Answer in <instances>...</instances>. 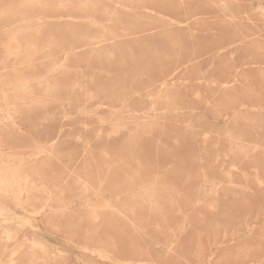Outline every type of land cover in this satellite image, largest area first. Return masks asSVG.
<instances>
[{"label": "rangeland", "instance_id": "rangeland-1", "mask_svg": "<svg viewBox=\"0 0 264 264\" xmlns=\"http://www.w3.org/2000/svg\"><path fill=\"white\" fill-rule=\"evenodd\" d=\"M0 16V264H264V0H0Z\"/></svg>", "mask_w": 264, "mask_h": 264}, {"label": "bare ground", "instance_id": "bare-ground-1", "mask_svg": "<svg viewBox=\"0 0 264 264\" xmlns=\"http://www.w3.org/2000/svg\"><path fill=\"white\" fill-rule=\"evenodd\" d=\"M103 1H104V0H103ZM27 2H28V1H27ZM109 2H110V1H109ZM110 3H111V2H110ZM221 3H222V2H221ZM30 4H31V3H30ZM57 5H58V3H57ZM118 5H119V4H118ZM31 6H33V5H31ZM123 7H124V6H123ZM100 8H101V7H100ZM113 8H114V6H113ZM90 9H91V8H90ZM114 9H116V8H114ZM119 9H120V7H119ZM124 9H125V8H124ZM99 10H100V9H99ZM130 10H131V9H130ZM134 10H135V9L133 8V11H134ZM136 10H137V9H136ZM33 11H34V8H33ZM35 11H38V12H39V10H35ZM92 11H93V10H91V13H92ZM103 11H105V10H103ZM124 11H126V9H125ZM144 11H145V10H144ZM146 11H147V10H146ZM109 12H110V11H109ZM113 12H114V11H113ZM130 12H131V11H130ZM33 13H34V12H33ZM33 13H32V14H33ZM107 13H108V12H107ZM110 13H111V12H110ZM111 14H113V13H111ZM151 14H152V12H151ZM36 15H37V14H36ZM156 15H157V14H156ZM185 15H186V14H185ZM1 16H2V15H1ZM1 16H0V19H2ZM112 16H113V15H110V17H112ZM154 16H155V15H154ZM158 16H159V15H158ZM22 17L24 18V16H22ZM22 17H21V18H22ZM27 17H29V16H27ZM39 17H42V16L39 15ZM161 17H162V16H161ZM32 18H33V17H32ZM78 18H79V17H78ZM88 18H89V17H88ZM102 18H104V15H102ZM106 18H107V17H106ZM113 18H114V17H113ZM113 18H112V19H113ZM159 18H160V17H159ZM163 18H164V17H163ZM5 19H6V18H5ZM18 19H19V18H18ZM24 19H25V18H24ZM27 19H28V18H27ZM66 19H68V18H66ZM166 19H167V18H166ZM43 20H44V17H43ZM84 20H85V19H84ZM86 20H87V19H86ZM90 20H91V19H90ZM99 20H100V19H99ZM115 20H116V19H115ZM135 20H136V19H135ZM44 21H45V20H44ZM44 21H43V22H44ZM53 21H54V20H53ZM55 21H56V20H55ZM78 21H79V20H78ZM81 21H83V20H81ZM97 21H98V20H97ZM103 21H104V20H103ZM108 21H109V20H108ZM108 21H107V22H108ZM110 21H111V20H110ZM167 21H168V20H167ZM19 22H20V24L23 23V22H21V21H19ZM31 22H32V21H31ZM37 22H38V21H37ZM37 22H36V24H37ZM41 22H42V21H40V23H41ZM43 22H42V23H43ZM45 22H46V21H45ZM71 22H72V21H71ZM104 22H105V21H104ZM107 22H106V23H107ZM11 23H12V22H11ZM24 23H25V22H24ZM27 23H28V22H27ZM32 23H34V22H32ZM40 23H39V24H40ZM86 23H88V22L86 21ZM86 23H85V24H86ZM93 23H94V22H93ZM102 23H103V22H102ZM111 23H112V22H111ZM13 24H14V22H13ZM25 24H26V23H25ZM25 24H24V25H25ZM34 24H35V23H34ZM34 24H32V25H34ZM89 24H90V23H89ZM113 24H114V23H113ZM113 24H112V25H113ZM118 24H119V23H118ZM7 25H9V24H7ZM30 25H31V24H30ZM107 25H108V24H107ZM115 25H116V24H115ZM92 26H93V25H92ZM135 26H136V25H135ZM8 27H9V26H8ZM14 27H16V26H14ZM9 28H10V27H9ZM18 28H19V27H18ZM95 28H96V27H95ZM116 28H117V27H116ZM129 28H130V27H129ZM0 29H1V28H0ZM10 29H11V28H10ZM8 30H9V29H8ZM14 30H15V28H14ZM15 31H16V30H15ZM102 31H103V30H102ZM19 32H20V31H19ZM68 32H69V31H68ZM117 32H118V30H117ZM12 33H13V32H12ZM70 33H71V32H70ZM70 33H69V34H70ZM82 33H83V32H82ZM123 33H124V32H123ZM121 34H122V32H121ZM150 34H151V33H150ZM122 35H124V34H122ZM144 36H145V35H144ZM116 37H117V36H116ZM138 37H139V36H138ZM145 37H148V35H146ZM112 39H113V38H112ZM100 40H101V39H100ZM118 40H119V39H118ZM17 42H18V41H17ZM88 42H89V41H88ZM19 43H20V42H19ZM15 44H16V43H15ZM117 44H118V43H117ZM97 45H98V44H97ZM52 46H53V45H52ZM54 46H55V45H54ZM27 47H28V46H27ZM94 47H95V46H94ZM27 49H28V48H27ZM179 49H180V48H179ZM179 49H178V50H179ZM39 50H40V49H39ZM45 50H46V49H45ZM180 50H181V49H180ZM27 51H29V50H26V52H27ZM21 52H22V51H21ZM107 52H110V51L108 50ZM28 53H29V52H28ZM33 53H34V52H33ZM63 53H64V52H63ZM180 53H181V52H180ZM8 54H9V53H8ZM8 54H5V55H8ZM24 54H25V53H24ZM36 54H37V53H36ZM68 54H69V52H68ZM20 55H21V54H20ZM34 55H35V54H34ZM15 56H16V55H15ZM25 56H27V62H28V58H30L31 55H30V56L25 55ZM25 56H24V57H25ZM10 57H11V56H10ZM21 57H22V56H21ZM7 58H8V57H7ZM65 58H67V57H65ZM65 58L63 57V59H65ZM24 59H25V58H24ZM24 59H22V60H24ZM30 59H31V58H30ZM4 60H5V59H4ZM7 60H8V59H7ZM65 60H66V59H65ZM5 61H6V60H5ZM62 61H63V60H62ZM8 62H9V61H8ZM12 62H13V61H12ZM12 62H9V63H12ZM19 62H20V61H19ZM19 62H18V63H19ZM59 62H61V61H59ZM65 62H66V61H65ZM65 62H64V63H65ZM6 63H7V62H6ZM57 63H58V62H57ZM57 63H56V64H57ZM62 63H63V62H62ZM29 64H30V63H29ZM53 64H54V63H53ZM56 64H55V65H56ZM6 65H7V64H6ZM15 65H16V64H15ZM17 65H18V64H17ZM133 65H134V64H133ZM9 66H10V65H9ZM18 66H20V65H18ZM24 66H25V65H24ZM24 66H23V67H24ZM11 67H12V66H11ZM21 67H22V66H21ZM49 67H50V66H49ZM49 67H48V68H49ZM55 67H56V66H55ZM62 67H64V66H62ZM65 67H66V66H65ZM25 68H26V67H25ZM48 68L46 67V69H48ZM56 68H57V67H56ZM60 68H61V67H60ZM66 68H68V67H66ZM137 69H138V68H137ZM140 69H141V68H140ZM8 70H9V69H8ZM11 70H12V69H11ZM59 70H60V69H59ZM59 70H58V71H59ZM63 70H64V69H63ZM63 70H61V72H62ZM68 70H69V69H68ZM75 70H76V69H75ZM80 70H81V69H80ZM86 70H90V69H86ZM48 71H49V70H48ZM48 71H47V72H48ZM51 71H52V70H51ZM56 71H57V69H56ZM58 71H57V72H58ZM66 71H67V70H66ZM78 71H79V70H78ZM81 71H82V70H81ZM90 71H91V70H90ZM94 71H95V70H94ZM142 71H143V70H142ZM1 72H2V71H1ZM19 72H20V71H19ZM19 72H18V73H19ZM69 72H70V71H69ZM73 72H74V71H73ZM79 72H80V71H79ZM9 73H10V72H9ZM51 73H52V72H51ZM54 73H55V72H54ZM64 73H65V71H64ZM3 74H4V73H3ZM15 74H17V73H16L15 70H14V74H13V75H15ZM44 74H45V73H44ZM46 74H48V73H46ZM74 74H75V73H74ZM42 75H43V74H42ZM10 76H11V75H10ZM43 76H44V75H43ZM43 76H41V77L43 78ZM48 76H49V75H48ZM77 76H78V74H77ZM11 77L13 78V76H11ZM19 77L21 78V76H19ZM19 77H18V79H19ZM28 77H29V76H28ZM31 77H32V76H31ZM31 77H30V80H33V81H34V79H32L33 77H32V78H31ZM36 77H37V76H36ZM38 77H39V76H38ZM38 77H37V78H38ZM41 77H40V79H41ZM87 78H88V77H87ZM123 78H124V77H123ZM15 79H17V78H15ZM22 79H23V78H22ZM38 79H39V78H38ZM38 79H37V80H38ZM82 79H84V78L82 77ZM19 80H20V79H19ZM25 80H26V79H25ZM14 81H15V80H14ZM16 81H18V80H16ZM16 81H15V82H16ZM20 82H21V80H20ZM24 82H26V81H24ZM34 82H35V81H34ZM37 82H38V81H37ZM8 83H9V81H8ZM13 83H14V82H13ZM22 83H23V80H22ZM26 83H28V82H26ZM29 83H31V82L29 81ZM32 83H33V82H32ZM185 83H186V81H185ZM2 84H3V83H2ZM24 84H25V83H24ZM6 85H7V84H6ZM9 85L11 86V85H13V84H9ZM15 85H16V84H15ZM21 85H23V84H21ZM27 85H28V84H27ZM30 85H31V84H30ZM36 85H38V84L36 83ZM28 86H29V85H28ZM7 87H9V86H7ZM7 87H6V89H7ZM14 87H15V86H14ZM24 87H25V86H24ZM85 87H87V86H85ZM88 87H89V86H88ZM88 87H87V88H88ZM166 87H167V86H166ZM17 88H18V87H17ZM26 88H27V87H26ZM65 88H66V87H65ZM69 88H70V86H69ZM128 88H129V87H128ZM161 88H162V87H161ZM0 89H1V88H0ZM6 89H5V90H6ZM15 89H16V88H15ZM23 89H24V88H23ZM27 89H29V88H27ZM83 89H84V87H83ZM164 89H165V88H164ZM3 90H4V88H3ZM19 90H20V89H19ZM43 90H44V89H43ZM79 90H80V89H79ZM158 90H159V89H158ZM23 91H25V93H27L26 90H23ZM21 92H22V91H21ZM45 92H46V91H45ZM110 92H111V91H110ZM163 92H164V91H163ZM41 93H43V92H41ZM50 93H52V92H50ZM217 93H219V92H217ZM18 94H19V93H18ZM46 94H47V93H46ZM48 94H49V93H48ZM160 94H162V93L160 92ZM1 95H2V94H1ZM50 95H51V94H50ZM42 96H46V95H42ZM47 96H48V95H47ZM51 96H52V95H51ZM23 97H24V96H23ZM112 97H113V96H112ZM25 98H26V97H25ZM25 98H24V99H25ZM41 98H42V97H41ZM13 99H14V98H13ZM15 99H16V97H15ZM31 99H32V98H31ZM34 99H35V98H34ZM109 99H110V98H109ZM153 99H154V98H153ZM230 99H232V98H230ZM25 100H26V99H25ZM35 100H36V99H35ZM39 100H40V99H39ZM164 100H165V99H164ZM3 101H4V100H3ZM19 101H21V100H19ZM43 101H44V100H43ZM54 101H56V100H54ZM40 102H41V100H40ZM45 102H46V100H45ZM57 102H58V101H57ZM17 103H18V101H17ZM6 104H7V103H6ZM27 104H29V103H27ZM32 104H33V103H32ZM55 104H56V103H55ZM154 105H155V103H154ZM4 106H5V105H4ZM4 106H2V108H3ZM151 106H153V105L151 104ZM6 108H7V107H6ZM98 108H100V107H98ZM152 108H153V107H152ZM4 109H5V108H4ZM253 109H254V108H253ZM253 109H252V110H253ZM255 109H256V108H255ZM150 110H151V109H150ZM5 111H6V110H5ZM7 111H8V110H7ZM79 111H81V110H79ZM87 111H88V109H87ZM90 111H91V110H90ZM90 111H88V112H90ZM108 111L110 112V111H112V110H108ZM170 111H171V110H170ZM184 111H185V110H184ZM186 111H187V110H186ZM2 112H3V111H2ZM8 112H9V111H8ZM8 112H7V113H8ZM10 112H11V111H10ZM81 112H82V114H85L83 111H81ZM148 112H149V111H148ZM162 112H163V111H162ZM166 112H168V111H166ZM175 112H176V111H174V113H175ZM187 112H188V111H187ZM189 112H190V111H189ZM76 113H77V111H76ZM121 113H122V112H121ZM145 113H147V112H145ZM150 113H152V112H150ZM158 113H159V112H158ZM163 113H164V112H163ZM163 113H162V115H164ZM179 113H180V111H179ZM191 113H192V112H191ZM0 114H1V113H0ZM8 114H9V113H8ZM63 114H64V113H63ZM80 114H81V113H80ZM89 114H90V113H89ZM93 114H94V113H93ZM113 114H114V113H113ZM128 114H130V113H128ZM128 114L126 113V115H128ZM166 114H167V113H166ZM185 114H186V113H185ZM187 114H188V113H187ZM214 114H215V113H214ZM240 114H241V113H240ZM64 115H65V114H64ZM78 115H79V114H78ZM91 115H92V114H91ZM107 115H108V114H107ZM107 115H106V116H107ZM135 115H136V113H135ZM135 115H134V116H135ZM154 115H155V114H154ZM158 115H159V114H158ZM158 115H157V116H158ZM162 115H161V116H162ZM217 115H218V114H217ZM70 116H71V115H70ZM80 116H81V115H80ZM88 116H90V115H87V117H88ZM93 116H95V115H93ZM106 116H105V117H106ZM112 116H113V115H112ZM120 116H122V115H120ZM120 116H119V117H120ZM132 116H133V115H132ZM132 116H131V117H132ZM142 116H143V115H142ZM145 116H147V115L145 114ZM149 116H150V115H149ZM149 116H148V118H149ZM220 116H221V115H220ZM220 116H219V118H220ZM8 117H9V116H8ZM8 117H7V118H8ZM66 117H68V116H66ZM73 117H74V116H73ZM114 117H115V116H114ZM123 117H124V116H123ZM123 117L121 118L122 120H123ZM135 117H136V116H135ZM151 117H152V116H151ZM64 118H65V117H64ZM64 118H63V120H65ZM68 118H69V117H68ZM99 118H100V117H99ZM103 118H104V117H103ZM109 118H110V117H109ZM109 118H108V120H110ZM129 118H130V117H129ZM145 118H146V117H145ZM154 118H155V117H154ZM157 118H158V117H157ZM221 118H222V117H221ZM66 119H67V118H66ZM96 119H97V118H96ZM100 119H101V118H100ZM100 119H99V120H100ZM118 119H119V118H118ZM9 120H10V119H9ZM99 120H98V121H99ZM106 120H107V119H106ZM124 120L126 121V119H124ZM147 120H148V119H147ZM173 120H174V119H173ZM4 121H6V120H4ZM60 121H61V120H60ZM110 121H111V120H110ZM134 121H135V120H134ZM134 121H133V122H134ZM138 121H139V120H138ZM142 121H144V119H143ZM150 121H151V120H150ZM224 121H225V120H224ZM103 122H104V121H103ZM105 122H106V121H105ZM107 122H108V121H107ZM115 122H116V121H114V123H115ZM117 122H118V121H117ZM136 122H137V121H136ZM153 122H155V120H154ZM153 122H152V124H154ZM182 122H183V121H182ZM230 122H232V120H231ZM7 123H8V122H7ZM9 123H10V122H9ZM98 123H100V122H98ZM118 123H119V122H118ZM120 123H121V122H120ZM218 123H219V122H218ZM101 124H102V123H101ZM115 124H116V123H115ZM133 124H134V123H133ZM136 124H137V123H136ZM167 124H168V123H167ZM167 124H166V125H167ZM225 124H226V123H225ZM225 124H224L223 126H226V125H227V124H226V125H225ZM235 124H236V123H235ZM237 124H239V123H237ZM104 125H105V124H104ZM117 125H118V124H117ZM168 125H169V124H168ZM7 126H8V125H7ZM9 126H10V125H9ZM121 126H122V125H121ZM219 126H221V125H219ZM10 127H11V126H10ZM227 127H228V126H227ZM227 127H226V130H227ZM236 127H238V126H236ZM240 127H243V126H240ZM3 128H4V127H3ZM115 128L117 129L118 127H115ZM119 128L121 129L122 127H119ZM119 128H118V130H119ZM221 128H222V127H221ZM0 129H1V128H0ZM108 129H109V128H108ZM112 129H113V128H112ZM139 129H140V128H139ZM139 129H138V130H139ZM237 129H239V127H238ZM243 129H244V128H243ZM6 130H7V129H6ZM10 130H11V129H10ZM109 130L111 131V129H109ZM145 130H146V128H145ZM148 130H149V129H148ZM226 130H225V133L228 131V130H227V131H226ZM234 130H235V129H234ZM13 131H14V130H13ZM139 131H140V130H139ZM151 131H152V130H151ZM82 132H83V131H82ZM97 132H98V131H97ZM112 132H113V130H112ZM114 132H116V131L114 130ZM118 132H119V131H118ZM118 132H116V133H118ZM136 132H137V131H136ZM145 132H146V131H145ZM219 132H220V131H219ZM219 132H218V133H219ZM228 132H229V131H228ZM15 133H16V132H15ZM220 133H221V132H220ZM229 133H231V130H230ZM144 134H145V133H144ZM57 135H58V134H57ZM106 135H107V134H106ZM205 135H206V134H205ZM205 135H204V136H205ZM219 135H220V134H219ZM223 135H224V137H226V136H225L226 134H221V136H223ZM227 135H228V133H227ZM83 136H85V135H83ZM126 136H127V135H126ZM149 136L151 137V135H149ZM230 136H231V135H230ZM108 137H109V136H108ZM129 137H130V136H129ZM141 137H142V135H141ZM202 137H203V136H202ZM206 137H207V136H206ZM151 138H152V137H151ZM134 139H136V138H134ZM134 139H132V140L134 141ZM153 139H154V138H153ZM201 139H202V138H201ZM208 139H209V138H208ZM213 139H215V138H213ZM123 140H124V139H123ZM126 140H127V139H126ZM130 140H131V139H130ZM138 140H139V139H138ZM154 140H155V139H154ZM203 140H204V139H203ZM216 140H217V138H216ZM199 141H201V140H199ZM77 142H78V141H77ZM218 142L220 143V140H219ZM53 143H54V142H53ZM53 143H52V146H53ZM60 143H61V142H60ZM74 143H75V142H74ZM74 143H73V144H74ZM104 143H105V142H104ZM106 143H107V142H106ZM121 143H122V142H121ZM123 143H124V142H123ZM131 143H132V142H131ZM200 143H202V142H200ZM225 143H226V142H225ZM4 144H5V143H4ZM61 144H62V143H61ZM83 144H85V143L83 142ZM86 144H87V143H86ZM86 144H85L84 146H83V145H81V146H82V147H85ZM128 144H129V143H128ZM132 144H133V143H132ZM175 144H176V143H175ZM0 145H1V144H0ZM29 145H30V144H29ZM42 145H43V144H42ZM121 145H122V144H121ZM135 145H136V144H135ZM138 145H139V144H138ZM173 145H174V144H173ZM125 146H126V145H125ZM125 146H124V144H123V147H122V148H124ZM47 147H48V146H47ZM49 147H50V146H49ZM49 147H48V148H49ZM82 147H81V148H82ZM136 147H137V146H136ZM136 147H135V148H136ZM160 147H161V146H160ZM172 147H173V146H172ZM175 147H176V146H175ZM206 147H208V146H206ZM209 147H210V146H209ZM213 147H214V149H215V146H213ZM50 148H51V147H50ZM50 148H49V149H50ZM194 148H195V147H194ZM194 148H193V149H194ZM203 148H204V147H203ZM210 148H212V147H210ZM221 148H222V147H221ZM224 148H225V147H224ZM19 149H20V148H19ZM22 149H23V148H22ZM37 149H38V148H37ZM103 149L105 150V148H103ZM126 149H127V147H126ZM136 149H137V148H136ZM166 149H167V148H166ZM204 149H205V148H204ZM222 149H223V148H222ZM3 150H4V149H3ZM130 150H132V149L130 148ZM130 150H129V151H130ZM170 150H172V149H170ZM227 150H228V149H227ZM15 151H16V150H15ZM18 151H19V150H18ZM125 151H126L125 153H128V154H130V155L132 156V152L129 153V152H127V150H125ZM135 151H136V150H135ZM135 151L133 150V152H135ZM174 151H175V150H174ZM204 151H205V150H204ZM48 152H49V151H48ZM51 152H52V151H51ZM70 152H71V151H70ZM117 152H120V151H117ZM216 152H217V151H216ZM227 152H228V151H227ZM3 153H4V152H3ZM5 153H6V152H5ZM5 153H4V154H5ZM9 153H10V152H9ZM28 153H30V152H28ZM28 153H27V154H28ZM40 153H41V152H40ZM52 153H53V152H52ZM97 153H98V152H97ZM193 153H194V152H193ZM214 153H215V152H214ZM229 153H230V152H229ZM229 153H228V154H229ZM0 154H1V153H0ZM4 154H3V155H4ZM24 154H26V153L24 152ZM63 154L66 155V154H68V153H63ZM98 154H102V151H101V153L99 152ZM118 154H119V153H118ZM120 154H122V153H120ZM168 154H169V153H168ZM194 154H195V153H194ZM202 154H203V153H202ZM205 154H206V153H205ZM211 154H212V153H211ZM3 155H2V157H3ZM6 155H8V154L6 153ZM11 155H12V154H11ZM21 155H22V154H21ZM31 155H32V154H31ZM43 155H44V154H43ZM49 155H50V154H49ZM70 155H72V154H70ZM84 155H85V153H84ZM96 155H97V154H96ZM126 155H127V154H125V155L123 154L122 157H123V156L125 157ZM130 155H129V157H130ZM12 156H13V155H12ZM18 156H20V155H18ZM44 156H46V155H44ZM51 156H52V155H51ZM54 156H55V155H54ZM68 156H69V155H68ZM98 156H100V155H98ZM102 156H103V158L105 157L104 155H102ZM116 156H117V155H116ZM31 157H32V156H31ZM69 157H70V156H69ZM106 157H107V156H106ZM129 157H127V158H129ZM173 157H174V156H173ZM3 158H4V157H3ZM3 158H1V159H3ZM13 158H14V157H13ZM25 158H26V157H25ZM35 158H36V157H35ZM46 158L48 159L49 157H46ZM50 158H51V157H50ZM57 158H58V157H57ZM64 158H65V157H64ZM66 158H68V157H66ZM96 158H97V157H96ZM99 158H100V157H99ZM99 158L97 159L98 161L100 160ZM112 158H113V157H112ZM120 158H121V157H120ZM175 158H176V157H175ZM223 158H224V157H223ZM225 158H226V157H225ZM37 159H38V158H37ZM37 159H36V160H37ZM43 159H44V158H43ZM51 159H52V158H51ZM53 159H54V157H53ZM58 159H60V156H59ZM115 159H116V158L114 157V160H115ZM131 159H134V158L131 157ZM3 160L5 161V159H3ZM24 160H25V159H24ZM36 160H35V161H36ZM54 160H55V159H54ZM69 160H70V158H69ZM69 160H68V162H69ZM106 160H107V159H106ZM124 160H126V159H124ZM220 160H221V159H220ZM0 161H2V160H0ZM30 161H31V160H30ZM41 161H42V160H41ZM60 161H61V159H60ZM92 161H93V160H92ZM112 161H113V160H112ZM115 161H117V159H116ZM129 161H130V158H129ZM136 161H137V160H136ZM136 161H135V162H136ZM171 161H172V160H171ZM192 161H193V159H192ZM194 161H195V159H194ZM31 162H32V161H31ZM55 162H56V160H55ZM96 162H97V161H96ZM118 162H119V161H118ZM122 162H124V161L122 160ZM172 162H173V161H172ZM172 162H171V163H172ZM28 163H29V162H28ZM28 163H27V164H28ZM34 163H35V162H34ZM39 163H40V162H39ZM57 163H58V162H57ZM103 163H105V162H103ZM119 163H120V162H119ZM127 163H128V162H127ZM127 163H124V164L127 165ZM129 163H131V162H129ZM136 163H137V162H136ZM163 163H164V162H163ZM169 163H170V162H169ZM189 163H190V162H189ZM189 163H188V164H189ZM93 164H94V162H93ZM98 164H100V163H98ZM113 164H114V163H113ZM120 164H121V163H120ZM145 164H146V163H145ZM182 164H183V163H182ZM198 164H199V162H198ZM222 164H223V163H222ZM222 164H221V165H222ZM230 164H231V163H230ZM35 165H36V164H35ZM35 165H34V166H35ZM37 165H38V164H37ZM41 165L44 166L43 164H41ZM41 165H40V166H41ZM59 165H60V164H59ZM102 165H103V164H102ZM104 165H105V164H104ZM104 165H103V166H104ZM133 165H134V164H133ZM137 165L139 166V164H137ZM169 165H170V164H169ZM10 166H11V165H10ZM13 166H14V165H12V167H13ZM30 166H31V165H30ZM30 166H29V167H30ZM40 166H39V167H40ZM63 166H65V165H63ZM95 166H97V165H95ZM124 166H125V165H124ZM127 166H128V165H127ZM131 166H132V165H131ZM138 166H137V167H138ZM150 166H151V165H150ZM7 167H8V166H7ZM45 167H46V166H45ZM61 167H62V166H61ZM100 167H101V164H100ZM106 167H108V166L106 165ZM106 167H104V168H106ZM114 167H115V166H114ZM117 167H118V165H117ZM134 167H135V169H136V166H134ZM182 167H183V166H182ZM185 167H186V166H185ZM8 168H9V167H8ZM8 168H6V169H8ZM32 168H33V167H32ZM34 168H35V167H34ZM41 168H42V167H41ZM49 168H51V167H49ZM83 168H84V167H83ZM119 168H120V167H119ZM121 168H124V167L122 166ZM128 168H131V167H128ZM166 168H167V167H166ZM229 168H230V167H229ZM36 169L38 170V167H36ZM39 169H40V168H39ZM54 169H56V168H54ZM62 169H63V167H62ZM76 169H77V168H76ZM79 169H80V168H79ZM106 169H108V168H106ZM109 169H110V168H109ZM116 169H117V168H116ZM116 169H115V170H116ZM164 169H165V168H164ZM164 169H163V171H164ZM189 169H190V168H189ZM230 169H231V168H230ZM3 170H4V169L2 168L1 171L4 172ZM33 170H34V174H36V171H37V170H35V169H33ZM65 170H66V169H65ZM73 170H74V168H73ZM123 170H124V169H123ZM123 170H121V171H123ZM130 170H131V169H130ZM137 170H138V169H137ZM145 170H146V168H145ZM157 170H158V169H157ZM193 170H194V169H193ZM228 170H229V169H228ZM231 170H232V169H231ZM1 171H0V172H1ZM29 171H31V167H30V170H29ZM39 171H40V170H39ZM42 171H43V170H41V172H40L41 174H42ZM63 171H64V170H63ZM71 171H72V170H71ZM71 171H70V172H71ZM74 171H75V170H74ZM77 171H78V170H77ZM77 171H76V172H77ZM81 171H82V170H81ZM97 171H98V170H97ZM125 171H126V170H125ZM132 171H133V170H132ZM191 171H192V170H191ZM229 171H230V170H229ZM24 172H25V171H24ZM56 172H57V171H56ZM59 172H60V171H59ZM61 172H62V170H61ZM70 172H69V173H70ZM84 172H85V171H84ZM105 172H107V171H105ZM116 172H118V170L115 171V174H116ZM126 172H127V171H126ZM129 172H130V171H129ZM129 172H128V173H129ZM155 172H156V171H155ZM217 172H218V171H217ZM6 173H7V171H6ZM48 173H49V172H48ZM54 173H55V172H54ZM119 173H120V172H119ZM119 173H118V174H119ZM123 173L125 174V172H123ZM156 173H157V172H156ZM158 173H159V172H158ZM227 173H228V172H227ZM4 174H5V173H4ZM28 174H29V172H28ZM31 174H32V171H31ZM55 174L58 175L57 173H55ZM73 174H74V172H73ZM76 174H77V173H76ZM86 174H87V173H86ZM86 174H85V176L88 178V180L91 179V178L88 177L89 173H88V175H86ZM101 174H102V173H101ZM104 174H106V173H104ZM104 174H103V175H104ZM107 174H109V172H108ZM107 174H106V175H107ZM113 174H114V173H113ZM129 174H130V173H129ZM159 174H161V173H159ZM214 174H216V173H214ZM7 175H9V173H7ZM19 175H20V174H19ZM22 175H23V174H22ZM43 175H44V174H43ZM81 175H82V174H81ZM103 175H99V176H102V177H103ZM24 176H25V175H24ZM24 176H23V178H25ZM33 176H36V175H33ZM70 176H72V175H70ZM74 176H75V175H74ZM83 176H84V174H83ZM111 176H112V175H111ZM122 176H123V175H122ZM125 176H126V175H125ZM127 176H128V175H127ZM155 176H156V175H155ZM18 177H19V176H18ZM56 177H57V176H56ZM58 177H59V176H58ZM91 177H92V175H91ZM97 177H98V176H97ZM120 177H121V176H120ZM152 177H153V176H152ZM1 178H2V177H1ZM19 178H21V177H19ZM54 178H55V177H54ZM111 178H113V177H111ZM111 178H108L107 180H108V181H109V179L112 180ZM116 178H117V177H116ZM116 178H115V179H116ZM118 178H119V177H118ZM118 178H117V179H118ZM124 178H125V177L123 176V179H124ZM133 178H134V177H130V180L133 179ZM159 178H160V176H159ZM13 179H14V178H13ZM13 179H12V180H13ZM30 179H31V178H30ZM76 179H79V178L77 177ZM83 179H84V178H83ZM94 179H96V178L94 177ZM117 179H116V180H117ZM143 179H144V178H143ZM143 179L141 178V180H143ZM2 180H3V179H2ZM9 180H10V179H9ZM35 180H36V179H35ZM102 180L104 181L103 178L101 179V182H102ZM107 180H106V182H108ZM121 180H122V178H121ZM133 180H134V179H133ZM133 180H132V181H133ZM157 180H158V179H157ZM205 180H206V179H205ZM211 180H213V179H211ZM211 180H210V181H211ZM30 181H31V180H30ZM30 181H27L26 183H30V184H31L32 182H30ZM79 181H80V180H79ZM117 181H118V180H117ZM119 181H120V178H119ZM132 181H129V183L132 182ZM136 181L138 182L137 178H136ZM136 181H135V182H136ZM139 181H140V180H139ZM153 181H154V180H153ZM226 181H227V179H226ZM228 181H229V180H228ZM0 182L5 183L4 181H0ZM11 182H12V181H11ZM18 182H20V180H19ZM18 182H16V184H15L16 187H17V183H18ZM23 182H24V181H23ZM23 182H22V183H23ZM38 182H39V181H38ZM92 182H93V181H92ZM95 182H96V180H95ZM114 182H115V181H114ZM114 182H113V183H114ZM120 182H121V181H120ZM127 182H128V181H127ZM133 182H134V181H133ZM143 182H144V180H143ZM201 182H202V181H201ZM208 182H209V181H208ZM211 182H213V181H211ZM211 182H210V184H211ZM14 183H15V182H14ZM24 183H25V182H24ZM26 183H25V184H26ZM110 183H111L110 185H112V181H111ZM129 183H128V184H129ZM139 183H140V182H139ZM141 183H142V182H141ZM228 183H230V182H228ZM19 184H20V183H19ZM78 184H79V183H78ZM82 184H83V182H82ZM85 184H86V183H85ZM97 184H99V183H97ZM97 184H96V189H97L98 186H100V185L97 186ZM101 184H102V183H101ZM108 184H109V183H108ZM115 184H116V183H115ZM118 184H119V183H118ZM118 184H116V185H118ZM128 184H127V187L131 186L130 184H132V183H130L129 185H128ZM133 184H134V183H133ZM133 184H132V185H133ZM146 184H147V183H146ZM156 184L158 185L159 183L157 182ZM164 184H165V183H164ZM204 184H205V183H204ZM204 184H203V185H204ZM32 185H33V183H32ZM37 185H38V184H37ZM79 185H80V184H79ZM88 185H90V184H88ZM102 185H103V184H102ZM105 185H106V184H105ZM120 185H122V184H120ZM137 185H138V184H137ZM154 185H155V182H154ZM192 185H193V184H192ZM224 185H225V184H224ZM226 185H227V184H226ZM230 185H231V184H229V186H230ZM8 186H9V185H7V187H8ZM22 186H23V185H22ZM22 186H21V187H22ZM40 186H41V185H40ZM92 186H93V185H92ZM94 186H95V184H94ZM103 186H104V185H103ZM106 186H107V185H106ZM122 186H123V188H124V185H122ZM122 186H121V188H122ZM125 186H126V185H125ZM133 186H134V185H133ZM167 186H168V185H167ZM213 186H215V185H213ZM227 186H228V185H227ZM234 186H236V185H233V188H234ZM9 187H10V186H9ZM12 187H13V186H12ZM19 187H20V186H19ZM28 187H32V186H27V188H28ZM90 187H91V186H90ZM101 187H102V186H101ZM111 187H112V186H111ZM113 187H114V185H113ZM135 187H136V185H135ZM157 187H158V186H157ZM159 187H161V186H159ZM159 187H158V188H159ZM164 187H165V186H164ZM164 187H161V188L164 189ZM216 187H217V186H216ZM239 187H242V186H239ZM25 188H26V187H25ZM27 188L24 189V190H27ZM83 188H84V187H83ZM108 188H109V187H107V189H108ZM117 188H118V186H117ZM125 188H126V187H125ZM131 188H132V187H131ZM143 188H144V187H143ZM147 188H148V187H147ZM165 188H166V187H165ZM167 188H168V187H167ZM172 188H173V187H172ZM174 188H175V187H174ZM231 188H232V187H231ZM7 189H8V188H7ZM32 189L34 190V188H32ZM41 189H42V188H41ZM48 189H49V188H48ZM90 189H91V188H90ZM96 189H95V190H96ZM98 189H99V188H98ZM110 189H112V188H110ZM126 189H127V188H126ZM145 189H146V188H145ZM169 189H170V188H169ZM192 189H193V188H192ZM215 189H216V188H215ZM0 190H1V188H0ZM3 190H5V188H4ZM29 190H30V189H29ZM37 190H38V189H37ZM53 190H55V189H53ZM92 190H94V189H92ZM95 190H94V191H95ZM105 190H106V189H105ZM108 190H109V189H108ZM113 190H115V189L113 188ZM116 190H118V189H116ZM128 190H129V192H130V189H128ZM134 190H135V189H134ZM146 190H147V189H146ZM152 190H153V189H152ZM165 190H166V189H165ZM165 190H164V191H165ZM178 190H180V189H178ZM241 190H242V189H241ZM7 191H8V190H7ZM7 191L5 190V192H7ZM14 191H15V190H14ZM48 191H49V190H48ZM94 191H93V192H94ZM98 191L100 192V190H98ZM106 191H107V190H106ZM122 191H124V190L122 189ZM131 191H133V190H131ZM149 191H150V190H149ZM2 192H3V191H2ZM5 192H4V193H5ZM11 192H12V191H11ZM15 192H17V190H16ZM19 192H20V191H19ZM21 192H22V191H21ZM32 192H34V191H32ZM32 192H31V193H32ZM52 192H55V191H52ZM52 192H51V193H52ZM84 192H86V191H84ZM93 192H92V193H93ZM111 192H112V190H111ZM115 192H116V191H115ZM151 192H152V191H151ZM151 192H150V193H151ZM156 192H157V191H156ZM168 192H169V191H168ZM176 192H177V191H176ZM0 193H1V192H0ZM23 193H25V192L23 191ZM38 193H39V192H38ZM41 193H42V192H41ZM47 193H48V192H47ZM55 193H56V192H55ZM101 193H102V192H101ZM119 193H120V192H119ZM125 193H126V192L124 191V194H125ZM161 193H163V192H161ZM171 193H172V192H171ZM177 193H178V192H177ZM1 194H2V193H1ZM7 194H8V193H7ZM7 194H5V195H7ZM14 194H16V193H14ZM19 194H20V193H19ZM32 194H33V193H32ZM58 194H60V192H59ZM120 194H121V193H120ZM131 194H132V193H131ZM142 194H144V193L142 192ZM142 194H140V195L142 196ZM154 194H155V193H154ZM158 194H159V192H158ZM172 194H173V193H172ZM209 194H210V193H209ZM8 195H9V194H8ZM47 195H48V194H47ZM49 195H50V194H49ZM49 195H48V196H49ZM53 195H54V194H53ZM102 195H103V194H102ZM111 195H113V192H112ZM114 195H117V194L114 193ZM114 195H113V197H115ZM126 195H127V194H126ZM129 195H130V194H129ZM152 195H153V194H152ZM152 195H151V197H152ZM166 195H168V194H166ZM16 196H18V194H16L15 197H16ZM25 196H27V194H26ZM45 196H46V194H45ZM117 196H120V195H117ZM135 196H136V195H135ZM137 196H138V195H137ZM141 196H140V197H141ZM177 196H179V195H177ZM181 196H182V195H181ZM13 197H14V196H13ZM50 197H51V196H50ZM53 197H54V196H53ZM59 197H60V196H59ZM97 197H98V196H97ZM99 197H101V196H99ZM111 197H112V196H111ZM120 197H121V196H120ZM132 197H133V196H132ZM167 197H168V196H167ZM167 197H166V198H167ZM23 198L25 199V197H23ZM42 198H43V197H42ZM48 198H49V197H48ZM56 198H57V196H56ZM60 198H61V197H60ZM107 198H108V197H107ZM125 198H126V196H125ZM127 198H128V197H127ZM138 198H139V197H138ZM138 198H137V199H138ZM154 198H156V197H154ZM154 198H153V199H154ZM157 198H158V197H157ZM184 198H185V197H184ZM52 199H53V198H52ZM52 199H51V200H52ZM74 199L76 200V198H74ZM109 199H110V198H109ZM113 199L116 200L115 198H113ZM123 199H124V197H123ZM133 199L135 200L136 198H133ZM140 199H141V198H140ZM161 199L163 200V198H161ZM177 199H178V198H177ZM180 199L182 200V198H180ZM54 200H55V199H54ZM54 200H53V201H54ZM58 200H59V199H58ZM58 200H56V201H58ZM60 200H61V199H60ZM77 200H78V199H77ZM94 200H95V196H94ZM96 200H97V199H96ZM96 200H95V202H96ZM99 200H101V199H99ZM99 200H98V201H99ZM107 200H108V199H107ZM107 200H106V201H107ZM114 200H113V201H114ZM118 200H121V199H118ZM157 200H158V199H157ZM159 200H160V199H159ZM171 200H172V199H171ZM16 201H17V200H16ZM49 201H50V199H49ZM63 201H65V200H63ZM102 201H104V200L102 199ZM106 201H105V202H106ZM110 201H111V200H110ZM127 201H128V199H127ZM143 201H144V200H142V202H143ZM145 201H146V200H145ZM151 201H152V200H151ZM179 201H180V200H179ZM183 201H184V199H183ZM185 201H186V199H185ZM47 202H48V201H47ZM77 202H79V201H77ZM84 202L87 203V200L84 201ZM84 202H83V204H84ZM115 202H116V201H115ZM117 202H118V201H117ZM130 202H131V201H130ZM142 202H141V203H142ZM167 202H169V201H167ZM187 202H188V201H187ZM211 202H212V201H211ZM9 203H10V202H9ZM59 203H60V202H59ZM65 203H67V202L65 201ZM70 203H71V202H70ZM72 203L74 204V202H72ZM80 203H81V202H80ZM92 203H93V201H92ZM101 203H102V202H101ZM101 203H100V204H101ZM124 203H125V202H124ZM124 203H123V204H124ZM161 203H164V202H161ZM171 203H172V202H171ZM180 203H181V202H180ZM189 203H190V202H189ZM191 203H192V202H191ZM57 204H58V203H57ZM68 204H69V203H67V205H68ZM89 204H91V203H89ZM89 204L87 203V205H89ZM102 204H103V203H102ZM107 204H108V203H107ZM123 204H122V205H123ZM126 204H127V203H126ZM148 204H149V203H148ZM150 204H151V203H150ZM165 204H166V202H165ZM181 204H183V203H181ZM201 204L203 205V203H201ZM64 205H65V204H62L63 207H64ZM67 205H66V206H67ZM71 205H72V204H71ZM80 205H81V204H80ZM96 205H97V204H96ZM103 205H104V204H103ZM137 205L139 206L140 204H137ZM142 205H143V204H142ZM144 205H145V204H144ZM185 205H186V204H185ZM198 205H199V203H198ZM58 206H59V204H58ZM72 206H73V205H72ZM78 206H79V205H78ZM81 206H82V205H81ZM90 206H95V205H90ZM90 206H89L90 209L93 208V207H90ZM109 206H110V205H109ZM120 206H121V205H120ZM125 206H126V205H125ZM146 206H147V204H146ZM149 206H150V205H149ZM161 206H163V205H161ZM166 206H168V205H166ZM188 206H189V205H188ZM16 207H19V206H16ZM43 207H44V205H43ZM48 207H49V206H48ZM63 207H62V208H63ZM76 207H77V205H76ZM83 207H84V206H83ZM100 207H101V206H100ZM104 207H107V205L104 206ZM104 207L102 206V208H104ZM147 207H148V206H147ZM151 207H152V206H151ZM151 207H150V208H151ZM153 207H154V206H153ZM19 208H20V207H19ZM45 208H46V207H45ZM55 208H56V207H55ZM64 208H65V207H64ZM72 208H73V210L76 209V208H74V207H72ZM87 208H88V207H87ZM102 208H101V209H102ZM122 208H125V207H122ZM128 208H129V207H128ZM154 208H155V207H154ZM165 208H166V207H165ZM6 209H7V208H6ZM9 209H10V208H9ZM12 209H13V208H12ZM67 209H69L68 206H67ZM94 209H95V208H94ZM97 209H98V208H97ZM97 209H96V210H97ZM99 209H100V208H99ZM105 209H106V208H105ZM108 209H110V208H108ZM108 209H107V210H108ZM125 209H126V208H125ZM125 209H124L123 211H125ZM159 209H160V208H159ZM182 209H184V207H183ZM41 210H42V209H41ZM56 210H59V208H58V209L56 208ZM69 210L71 211V208H70ZM69 210H68V211H69ZM78 210H79V209H78ZM84 210H85V209H84ZM91 210H93V209H91ZM111 210H112V208H111ZM119 210H120V209H119ZM152 210H153V209H152ZM160 210H161V209H160ZM7 211H8V210H7ZM23 211H24V210H23ZM52 211H53V210H52ZM52 211H51V213H53L55 210H54L53 212H52ZM59 211H61V210H59ZM74 211H75V210H74ZM88 211H89V210H88ZM100 211H102V210H100ZM103 211H104V210H103ZM114 211H115V210H114ZM150 211H151V210H150ZM157 211H158V210H157ZM157 211H156V212H157ZM170 211H171V209H170ZM29 212L31 213L32 211H29ZM39 212H40V211H39ZM61 212H62V211H61ZM63 212H64V211H63ZM75 212H76V211H75ZM80 212H81V211H80ZM93 212H95V211H93ZM96 212H97V211H96ZM96 212H95V213H96ZM106 212H107V211H106ZM109 212H112V211H109ZM153 212H154V210H153ZM159 212H160V211H159ZM159 212H157V213H159ZM165 212H166V211H165ZM171 212H172V211H171ZM1 213H2V212H1ZM5 213H7V212H5ZM26 213H27V212H26ZM35 213H36V212H35ZM55 213H56V212H55ZM59 213H60V212H59ZM67 213H69V212H67ZM124 213H125V212H124ZM126 213H128V212H126ZM160 213H161V212H160ZM160 213H159V215H160ZM163 213H164V212H163ZM172 213H174V212H172ZM175 213H177V212H175ZM33 214H34V213H32V215H33ZM53 214H54V213H53ZM83 214H84V212H83ZM87 214H88V212H87ZM91 214H92V212H91ZM91 214H90V216H91L92 218H94V217H93V216H94V215H93L94 213H93L92 215H91ZM96 214H97V213H96ZM100 214H101V212H100ZM100 214H99V215H100ZM102 214H103V212H102ZM110 214H112V213H110ZM177 214H178V213H177ZM14 215H16V214H14ZM37 215H38V214H37ZM37 215H36V216H37ZM77 215H79V214H77ZM88 215H89V214H88ZM119 215H120V214H119ZM162 215H163V214H162ZM162 215H161V216H162ZM170 215H172V214H170ZM173 215H174V214H173ZM181 215H182V214H181ZM184 215H185V214H183V216H184ZM9 216H10V214H9ZM16 216H18V215H16ZM28 216H29V215H28ZM54 216H55V215H54ZM83 216H84V215H83ZM66 217H67V215H66ZM68 217H70V216H68ZM78 217H79V216H78ZM87 217H88V216H87ZM95 217H96V216H95ZM110 217H111V216H110ZM120 217H122V216H120ZM58 218H59V217H58ZM58 218H57V219H58ZM79 218H80V217H79ZM84 218H85V217H84ZM89 218H90V217H89ZM111 218H113V217H111ZM115 218H116V217H115ZM115 218H114V219H115ZM140 218H141V217H140ZM162 218H163V220H164V217H162ZM184 218H185V217H184ZM0 219H1V218H0ZM7 219H8V218H7ZM30 219H31V218H30ZM85 219H86V218H85ZM96 219H97V218H96ZM104 219H105V217H104ZM121 219H123V218H121ZM124 219H125V218H124ZM60 220H62V219H60ZM63 220H64V219H63ZM94 220H95V218H94L92 221H94ZM144 220H145V219H144ZM163 220H162V221H163ZM6 221H8V220H6ZM65 221H67V220H65ZM78 221H79V219H78ZM85 221H86V220H85ZM90 221H91V220H90ZM90 221H89V222H90ZM123 221H124V220H123ZM131 221H132V219H131ZM162 221H161V222H162ZM164 221H165V220H164ZM67 222H68V221H67ZM71 222H73V221H71ZM87 222H88V221H87ZM94 222H95V221H94ZM98 222H99V221H98ZM126 222H128V221H126ZM133 222H134V226H133V227H135V221H133ZM144 222L146 223V221H144ZM18 223H19V222H18ZM52 223H53V222H52ZM60 223H61V222H60ZM69 223H70V222H69ZM73 223H74V222H73ZM91 223H92V222H91ZM99 223H100V222H99ZM99 223H98V224H99ZM118 223H119V222H118ZM121 223H122V221H121ZM123 223H124V222H123ZM33 224H34V223H33ZM67 224H68V223H67ZM67 224H66V225H67ZM93 224H94V223H93ZM93 224H92V225H93ZM100 224H102V222H101ZM105 224H106V223H105ZM128 224H129V223H128ZM131 224H132V223H131ZM141 224H142V223H139V226H140V227H141ZM154 224H155V223H154ZM263 224H264V223H262V224H260V225H263ZM71 225H73V224H71ZM75 225H76V224H75ZM88 225H89V223H88ZM92 225H91V226H92ZM96 225H97V223H96ZM102 225H103V224H102ZM120 225H121V224H120ZM124 225H125V223H124ZM124 225H123V226H124ZM28 226H29V225H28ZM77 226H78V225H77ZM129 226H130V225H129ZM131 226H132V225H131ZM145 226H146V225H145ZM145 226H144V227H145ZM66 227H68V226H66ZM69 227H70V225H69ZM78 227H79V226H78ZM89 227H90V226H89ZM93 227H94V226H93ZM99 227H100V225H99ZM109 227H110V226H109ZM115 227H116V226H115ZM117 227H118V226H117ZM117 227H116V228H117ZM119 227L121 228L122 226H119ZM149 227H150V226H149ZM151 227H152V226H151ZM161 227H162V226H161ZM165 227H167V226H165ZM73 228H75V227H73ZM94 228H96V227H94ZM100 228H101V227H100ZM120 228H119V230H120ZM124 228H126V226H125ZM142 228H143V227H142ZM55 229H56V228H55ZM62 229H63V227H62ZM70 229H71V228H70ZM106 229H108V228H106ZM122 229H123V228H122ZM130 229H131V227H130ZM137 229H138V227H137ZM146 229H148V228H146ZM2 230H3V229H2ZM86 230H87V229L84 230V228H83V231H82V232H84V231H86ZM131 230H132V231H130V233H132V232L134 231L133 229H131ZM139 230H140V229H139ZM142 230H144V229H142ZM150 230H152V229H150ZM24 231H25V230H24ZM89 231H90V230H89ZM99 231H100V230H99ZM107 231H108V230H107ZM110 231H113V230H110ZM110 231H109V232H110ZM127 231H129V230L127 229ZM137 231H138V230H137ZM53 232H54V231H53ZM90 232H91V231H90ZM100 232H101V231H100ZM118 232H119V231H118ZM138 232H139V231H138ZM150 232H151V231H150ZM152 232H153V230H152ZM167 232H169V230H168ZM5 233H6V234H5ZM5 233H3V234H5V236L8 238L7 235H8L9 233H7V232H5ZM56 233H57V230H56ZM85 233H86V232H85ZM106 233H107V232H106ZM110 233H111V232H110ZM112 233H113V232H112ZM115 233H116V232H115ZM121 233H122V232H121ZM0 234H1V232H0ZM103 234H105V233H103ZM108 234H109V233H108ZM108 234H107V235H108ZM138 234H139V233H138ZM49 235H50V234H49ZM74 235H75V234H74ZM107 235L105 234L104 236H107ZM127 235H129V234H127ZM140 235H141V234H140ZM142 235H144V234H142ZM150 235H151V234H150ZM249 235H250V234H249ZM2 236H4V235H2ZM72 236H73V235H72ZM87 236H90V235L88 234ZM108 236H109V235H108ZM114 236H116V235H114ZM133 236H134V235H133ZM137 236H138V235H137ZM247 236H248V235H247ZM69 237H70V236H69ZM90 237H91V236H90ZM109 237H110V236H109ZM117 237H118V235H117ZM124 237H125V236H124ZM131 237H132V234H131ZM7 238H6V240H7ZM74 238H75V237H74ZM103 238H107V237H102V239H103ZM135 238H137V237L135 236ZM142 238H143V237H142ZM238 238H240V237H238ZM241 238H242V237H241ZM1 239H2V238H1ZM72 239H73V238H72ZM91 239H92V238H91ZM137 239H138V238H137ZM139 239H140V238H139ZM145 239H147V238H145ZM3 240L5 241V239H3ZM61 240H62V239H61ZM69 240H71V237H70ZM80 240H81V239H80ZM96 240H97V239H96ZM106 240H107V239H106ZM0 241H2V240H0ZM7 241H8V240H7ZM64 241H65V240H64ZM99 241H100V240H98V242H99ZM105 242H106V241H105ZM2 243H3V241H2ZM5 243H6V242H5ZM5 243H4V244H5ZM49 243H50V242H49ZM68 243H69V242H68ZM89 243H90V242H89ZM99 243H100V242H99ZM135 243H136V242H135ZM63 244H64V243H63ZM66 244H67V243H66ZM108 244H110V242H109ZM68 245H69V244H68ZM171 245H172V244H171ZM171 245H170V246H171ZM31 246H32V245H31ZM62 246H64V245H62ZM100 246H102V245H100ZM170 246H169V248H170ZM29 247H30V246H29ZM35 247H36V246H35ZM35 247H34V248H35ZM68 247H69V246H68ZM73 247H74V246H73ZM73 247H71V248H73ZM82 247H83V246H82ZM32 248H33V247H32ZM34 248H33V249H34ZM66 248H67V247H66ZM111 248H112V247H111ZM158 248H159V246H158ZM196 248H197V247H196ZM3 249H4V248H3ZM10 249H11V248H10ZM194 249H195V248H194ZM8 250H9V249H8ZM13 250H14V249H13V246H12V251H13ZM69 250H71V249H69ZM114 250H115V249H114ZM10 251H11V250H10ZM43 251H44V250H43ZM1 252H2V251H1ZM13 252H14V251H13ZM26 252H27V251H26ZM32 252H33V251H32ZM79 252H80V251H79ZM5 253H6V252H5ZM23 253H24V252H23ZM45 253H46V251H45ZM45 253H44V254H45ZM67 253H68V252H67ZM11 254H12V253H11ZM11 254H9V255H11ZM68 254H69V253H68ZM102 254H103V253H102ZM125 254H126V252H125ZM187 254H188V253H187ZM25 255H26V254H25ZM47 255H48V253H47ZM51 255H52V254H51ZM84 255H85V254H84ZM108 255H109V254H108ZM128 255H129V254H128ZM212 255H213V254H212ZM4 256L6 257V255H4ZM7 256H8V255H7ZM12 256H13V254H12ZM33 256H34V254H33ZM40 256H41V254H40ZM70 256H71V255H70ZM100 256H101V255H100ZM213 256H214V255H213ZM1 257H2V256H0V259H2ZM27 257H28V256H27ZM42 257H43V256H42ZM46 257H47V256H46ZM48 257H50V254H49ZM128 257H129V256H128ZM128 257H127V258H128ZM9 258L11 259V257H9ZM9 258H8V259H9ZM43 258H44V257H43ZM50 258H51V257H50ZM210 258H211V257H210ZM8 259H6V260H8ZM29 259H31V258L29 257ZM34 259H35V258H34ZM56 259H57V257H56ZM60 259H61V258H60ZM62 259H63V258H62ZM32 260H33V258H32ZM57 260H59V259H57ZM77 260H78V259H77ZM82 260H83V259H82ZM86 260H87V258H86ZM4 261H5V260H4ZM13 261H14V260H13ZM13 261H12V262H13ZM10 262H11V260H10ZM25 262H26V264H27V262H29V261H25ZM31 262H32V261H31ZM118 262H119V260H118ZM14 263H16V261H15ZM81 263H82V262H81ZM145 263H146V262H145ZM3 264H4V263H3ZM7 264H8V263H7ZM89 264H91V263H89ZM190 264H191V263H190ZM193 264H194V263H193ZM208 264H209V263H208ZM226 264H227V263H226ZM251 264H253V263H251Z\"/></svg>", "mask_w": 264, "mask_h": 264}]
</instances>
